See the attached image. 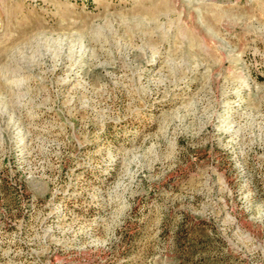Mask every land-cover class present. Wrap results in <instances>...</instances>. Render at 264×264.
<instances>
[{"label": "rangeland", "instance_id": "374dc122", "mask_svg": "<svg viewBox=\"0 0 264 264\" xmlns=\"http://www.w3.org/2000/svg\"><path fill=\"white\" fill-rule=\"evenodd\" d=\"M0 264H264V0H0Z\"/></svg>", "mask_w": 264, "mask_h": 264}]
</instances>
